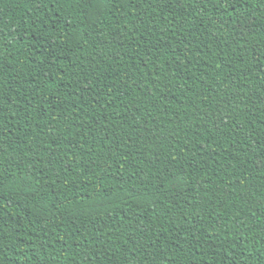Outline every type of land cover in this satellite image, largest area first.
<instances>
[{"label":"trees","instance_id":"16d2710c","mask_svg":"<svg viewBox=\"0 0 264 264\" xmlns=\"http://www.w3.org/2000/svg\"><path fill=\"white\" fill-rule=\"evenodd\" d=\"M264 0H0V264H264Z\"/></svg>","mask_w":264,"mask_h":264},{"label":"snow or ice","instance_id":"6c2138e0","mask_svg":"<svg viewBox=\"0 0 264 264\" xmlns=\"http://www.w3.org/2000/svg\"><path fill=\"white\" fill-rule=\"evenodd\" d=\"M261 163L264 164V161H262Z\"/></svg>","mask_w":264,"mask_h":264}]
</instances>
